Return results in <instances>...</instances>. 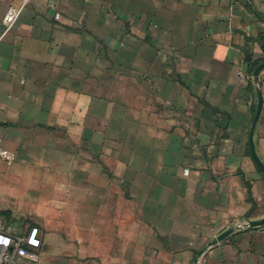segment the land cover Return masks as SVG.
<instances>
[{"label": "crops", "instance_id": "obj_1", "mask_svg": "<svg viewBox=\"0 0 264 264\" xmlns=\"http://www.w3.org/2000/svg\"><path fill=\"white\" fill-rule=\"evenodd\" d=\"M263 60L264 0H0L3 224L39 264H264Z\"/></svg>", "mask_w": 264, "mask_h": 264}, {"label": "built area", "instance_id": "obj_2", "mask_svg": "<svg viewBox=\"0 0 264 264\" xmlns=\"http://www.w3.org/2000/svg\"><path fill=\"white\" fill-rule=\"evenodd\" d=\"M22 10L23 5L8 7L3 17L4 33L15 26ZM15 157L14 152L3 146L0 137V159L10 163ZM42 243V233L38 226H30L24 232L14 234L3 224L0 215V264H39Z\"/></svg>", "mask_w": 264, "mask_h": 264}, {"label": "water", "instance_id": "obj_3", "mask_svg": "<svg viewBox=\"0 0 264 264\" xmlns=\"http://www.w3.org/2000/svg\"><path fill=\"white\" fill-rule=\"evenodd\" d=\"M263 68H264V60L254 70L255 78H259L260 72ZM262 102H263V98H262V94L260 93L259 94V100H258V108L256 111V115H255L253 124H252V128H251L250 141H251V151H252L253 158H254L255 162L257 163L258 167L260 168V170L262 171V173L264 174V164L259 159V157L256 153V150H255L254 143H253V131H254V128H255V126L259 120L260 114H261ZM248 225L250 227L262 226V225H264V218L259 219V220H251V221H249ZM230 232H231V230H226L225 232H223L222 234H220L216 238L215 242L224 239L227 235L230 234Z\"/></svg>", "mask_w": 264, "mask_h": 264}, {"label": "trees", "instance_id": "obj_4", "mask_svg": "<svg viewBox=\"0 0 264 264\" xmlns=\"http://www.w3.org/2000/svg\"><path fill=\"white\" fill-rule=\"evenodd\" d=\"M5 214H8V212H4Z\"/></svg>", "mask_w": 264, "mask_h": 264}]
</instances>
